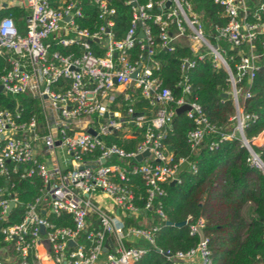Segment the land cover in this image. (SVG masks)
<instances>
[{
	"label": "built area",
	"instance_id": "2783aa9c",
	"mask_svg": "<svg viewBox=\"0 0 264 264\" xmlns=\"http://www.w3.org/2000/svg\"><path fill=\"white\" fill-rule=\"evenodd\" d=\"M11 1L9 7L23 10V24L18 26L10 15L0 17V57L7 66L0 73V93L33 97L36 109L21 121L18 110H0V176L21 170L23 178L40 176L44 186L34 201L25 205L20 223L0 227L5 242L0 247V264H136L147 252L145 244H154L160 225L151 223L148 212L166 195L165 185L181 181L179 172H196L186 158L173 160L163 145L177 108L189 106L183 113L194 124L186 134L192 150L216 131L200 104L187 98L190 84L185 72L194 67L195 59H181L177 83L181 94L177 97L155 75L160 65L151 57L157 47L172 51L179 41L197 58L211 56L215 66L225 69L235 114L231 130L211 142L209 149L223 140L239 139L248 151V164L264 176V162L252 147L260 133L252 141L244 134L256 115L245 112L239 103L242 80L251 83L264 68V39L259 50L255 45L257 36L264 34V21L248 7L255 0H212L227 19L216 28L217 37L237 51L229 56L233 69L223 56L226 49L205 37L202 13L194 9L192 0H171L169 6L166 0L144 4L124 0L132 18L120 39L112 29L115 9L109 0ZM256 1L264 8V0ZM87 5L96 12V21H89L92 27L82 24L90 19ZM249 14L254 21L247 20ZM148 22L157 26V44ZM137 46L138 52L133 53ZM137 97L148 105L137 110ZM132 127L143 130L134 150L105 141L104 136L114 132L130 138ZM146 150L149 155L136 160ZM58 151L67 156L66 167L57 162ZM185 162L188 166L180 170ZM132 175L141 177L144 196H136ZM97 193L114 199L112 210L93 200ZM11 200L15 207L17 198L0 186L1 222L12 210ZM139 200H143L140 206ZM154 210L166 220L159 205ZM62 212L70 214L71 227L49 220V214L59 216ZM203 225L202 218L189 225V234L200 235L195 247L185 251L158 248V252L173 264L191 260L196 253L200 264H209Z\"/></svg>",
	"mask_w": 264,
	"mask_h": 264
},
{
	"label": "trees",
	"instance_id": "16d2710c",
	"mask_svg": "<svg viewBox=\"0 0 264 264\" xmlns=\"http://www.w3.org/2000/svg\"><path fill=\"white\" fill-rule=\"evenodd\" d=\"M148 0H137L144 4ZM156 1V0H152ZM114 7V25L112 27L116 38H122L130 26L132 18L130 5L124 0H109ZM194 9L201 14L204 24V35L212 45H220L226 49L223 56L233 69V61L229 56L236 53L235 48L223 39L217 37L218 26L226 23L222 9L212 0H192ZM250 12H258L264 21V8H260L255 0L248 4ZM86 14L90 19L82 21L85 26L92 27L89 21H96V12L91 5L86 6ZM24 12L19 7L0 9V17L10 15L15 23L23 24ZM248 21H254L252 14L247 16ZM151 24L154 42L158 43V29ZM264 34L257 36L256 48ZM246 51V47H242ZM138 46L133 53L138 52ZM183 57L195 59V65L186 70L190 91L189 100L197 101L209 122L216 131L208 133L201 145L194 151L186 139V134L194 127L191 119L184 113L174 117L171 129L163 139L165 150L172 155L173 160L186 158L194 164L196 172L188 169L179 172L181 181L174 185L167 184L166 195L154 202V206L161 207L166 220L162 221L155 212V207L148 212L151 223L160 225L155 235L154 244H145L147 252L136 264H173L167 257L158 252L188 250L197 245L199 234H189V225L202 218L204 225L201 234L208 239L210 251L209 264H252L264 261V176L247 162L248 151L236 138L226 139L209 149L211 142L218 141L222 133H228L232 128L231 117L235 114V106L230 93L231 87L228 75L222 66H215L211 56L197 58L182 42L174 43V50L157 47L152 59L158 61L160 68L155 72L162 80L163 86L170 88L175 96H180L181 88L177 86L181 78L180 63ZM6 62L0 57V73L6 69ZM242 94L239 96L241 108L253 113L256 118L244 129L246 138L250 141L264 130V68L260 69L255 78L249 83L242 80ZM249 92V97L243 94ZM227 94V95H223ZM148 102L140 97L135 100L134 106L140 110ZM11 112L18 110L21 120H26L36 109V100L28 95L6 96L0 93V110ZM143 130L132 127V136L124 138L122 132H114L104 136L107 143H116L126 151H132L142 139ZM254 151L264 162V144H252ZM10 168L11 164H7ZM21 170L9 173L8 177L0 176V186L5 188L6 194L17 198V205L8 214L7 220L0 221L2 225L20 223L24 217L25 205L40 194L44 183L40 176L21 177ZM136 196H144V183L139 175L130 176ZM144 200V199H143ZM139 200L137 205H142ZM48 218L57 226L73 225L70 214L62 212L59 216L49 214ZM187 219L181 227L166 225V221L176 223ZM136 225V220H128ZM142 243V242H140ZM143 244V243H142ZM5 245L4 236L0 231V247Z\"/></svg>",
	"mask_w": 264,
	"mask_h": 264
},
{
	"label": "water",
	"instance_id": "95a60500",
	"mask_svg": "<svg viewBox=\"0 0 264 264\" xmlns=\"http://www.w3.org/2000/svg\"><path fill=\"white\" fill-rule=\"evenodd\" d=\"M170 3H171V0H166L165 5H166V6H169ZM141 36H142V34H141ZM135 75H136V72L133 74V76H135ZM223 95L225 96V95H227V94H223ZM236 102H237V100H236ZM188 108H189L188 105L180 106V107L177 108V110H176L177 115L183 113V112H184L185 110H187ZM148 155H149V152H148V150H146V151L142 152L141 154H138V155L136 156V160L140 161V160L143 159V157H146V156H148ZM187 166H188V163H187V162L183 163L182 166H181V168H180V170L185 169ZM174 184H175L174 181L170 182V185H174ZM14 204H15L14 201L11 200L10 203H9V211L13 208ZM185 224H186V220L179 221V222H176V223H172V222H170V221H166V225H173V226H176V227H181V226H183V225H185Z\"/></svg>",
	"mask_w": 264,
	"mask_h": 264
},
{
	"label": "rangeland",
	"instance_id": "374dc122",
	"mask_svg": "<svg viewBox=\"0 0 264 264\" xmlns=\"http://www.w3.org/2000/svg\"><path fill=\"white\" fill-rule=\"evenodd\" d=\"M12 5L11 0H0V8L1 7H9ZM93 200L100 206L108 208L111 206L109 210L113 209V206L115 205L114 199L108 195L102 194V193H97L94 197ZM140 245H143L142 243ZM192 259L198 260V253L194 255Z\"/></svg>",
	"mask_w": 264,
	"mask_h": 264
},
{
	"label": "crops",
	"instance_id": "0c3cea01",
	"mask_svg": "<svg viewBox=\"0 0 264 264\" xmlns=\"http://www.w3.org/2000/svg\"><path fill=\"white\" fill-rule=\"evenodd\" d=\"M7 8V7H5ZM2 9V8H0ZM255 143L256 144H264V130L255 138ZM67 156L58 151L57 152V155H56V160L57 162L62 166V167H66L68 164L67 162H65L67 160ZM201 262V257L200 255H198V260H195V259H191V260H185V261H182L181 264H200Z\"/></svg>",
	"mask_w": 264,
	"mask_h": 264
}]
</instances>
